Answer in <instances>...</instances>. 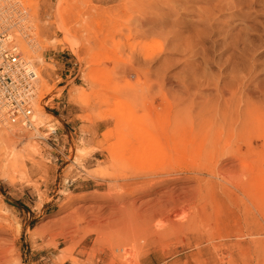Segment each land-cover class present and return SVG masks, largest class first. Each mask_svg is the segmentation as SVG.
Wrapping results in <instances>:
<instances>
[{
	"label": "rangeland",
	"instance_id": "obj_1",
	"mask_svg": "<svg viewBox=\"0 0 264 264\" xmlns=\"http://www.w3.org/2000/svg\"><path fill=\"white\" fill-rule=\"evenodd\" d=\"M19 1L39 98L0 124V264H264V0Z\"/></svg>",
	"mask_w": 264,
	"mask_h": 264
},
{
	"label": "built area",
	"instance_id": "obj_2",
	"mask_svg": "<svg viewBox=\"0 0 264 264\" xmlns=\"http://www.w3.org/2000/svg\"><path fill=\"white\" fill-rule=\"evenodd\" d=\"M6 5L10 3L0 1V124L32 129L36 77L32 65L17 45L18 40L29 41L27 34L31 30L25 32L13 28L12 21L19 18L20 12L13 16ZM13 34L21 38L14 39Z\"/></svg>",
	"mask_w": 264,
	"mask_h": 264
},
{
	"label": "bare ground",
	"instance_id": "obj_3",
	"mask_svg": "<svg viewBox=\"0 0 264 264\" xmlns=\"http://www.w3.org/2000/svg\"><path fill=\"white\" fill-rule=\"evenodd\" d=\"M1 2H5V4L6 3H10V5H6L8 8H9V12H11L12 13V15L13 16H15L16 14H19V12H20V16H19V18L17 19V20H14V21H12V27L13 28H15V29H17L18 31H20V30H24L25 32L27 31V30H31V33L30 34H27L28 36V39H29V41H22V40H18L17 41V45L20 47V49L22 50V52L25 54V51H24V49H23V45L25 44V45H27V46H29L30 47V49L32 50V51H34L35 50V46H34V44H33V42H34V36H35V33H34V30H35V28H34V24H33V22H32V20H31V16H30V14H29V12L24 8V6L22 5V3L19 1V0H0ZM151 3V2H150ZM145 4V3H144ZM149 5V2H148V4H147V6ZM143 6V5H142ZM144 7H145V5H144ZM146 9V8H145ZM12 16V17H13ZM7 17V16H6ZM149 22H142V24H144V25H147ZM150 24V23H149ZM13 36H14V39H18V38H21V36L20 35H18V34H13ZM27 39V40H28ZM32 45H31V44ZM33 47H35V48H33ZM26 55V54H25ZM26 59L28 60V62L32 65V68H33V70H34V74H35V77H36V80H35V82H34V87H35V91H34V97H35V99L33 100L34 102H32V105H33V107L35 108V104H36V101L38 100V98H39V90H38V74H37V71H36V68H35V66H34V64L32 63V61L27 57V55H26ZM243 86V85H242ZM37 118V117H36ZM32 122H33V124H32V129H27V128H24V127H22V126H19L18 127V129H22V130H27V131H33L34 130V113H33V118H32ZM245 124V119H244V122H243V125ZM4 127V126H3ZM6 128H16V127H7L6 126ZM14 135V134H13ZM157 135V134H156ZM149 136V135H148ZM147 136V137H148ZM154 136V135H153ZM152 136V139L154 140L155 139V136L153 137ZM165 136V135H164ZM163 136V137H164ZM150 137H151V135H150ZM156 138H158V136L156 137ZM7 139V141L9 140L10 142L11 141H13V139H12V136L11 135H9V134H6V137H5V140ZM159 139V138H158ZM6 141V142H7ZM9 141H8V143H9ZM162 141H164V139L162 140ZM169 141V140H168ZM5 142V141H4ZM156 142L158 143V145H159V143L160 142H158L157 140H156ZM21 144V143H20ZM13 145V144H12ZM16 145H18V144H16ZM152 145V144H151ZM150 145V143H149V146H151ZM158 145H157V147H158ZM168 145V144H167ZM28 146H30V145H28ZM32 146H34V145H32ZM17 147L18 146H16L15 147V149H17ZM10 148H12V147H10ZM26 148V147H25ZM27 148H29V147H27ZM32 148V147H31ZM23 149V148H22ZM35 149H36V147H35ZM35 152V151H34ZM27 154V153H26ZM25 154V155H26ZM34 154H36V152L34 153ZM17 155V154H16ZM158 201V200H157ZM126 210V209H125ZM78 213V212H77ZM126 213V212H125ZM127 214V213H126ZM128 216V215H127ZM188 222H189V224H195V222H198L197 220H196V217L195 216H193V217H191V218H189V220H188ZM172 225V224H171ZM180 225V224H179ZM178 225V226H179ZM174 226V225H173Z\"/></svg>",
	"mask_w": 264,
	"mask_h": 264
}]
</instances>
